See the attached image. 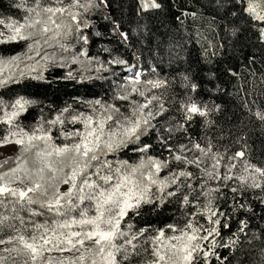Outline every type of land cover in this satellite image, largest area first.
Wrapping results in <instances>:
<instances>
[{
	"label": "snow or ice",
	"instance_id": "obj_1",
	"mask_svg": "<svg viewBox=\"0 0 264 264\" xmlns=\"http://www.w3.org/2000/svg\"><path fill=\"white\" fill-rule=\"evenodd\" d=\"M138 3L139 12L162 7L157 0ZM240 5L250 18L264 22V0H238L232 7ZM14 6L23 8L25 15L19 20L0 18V46L24 44L25 50L9 57L0 56V88L28 78L43 80L48 62L54 60L46 50H66L64 41L73 35L74 28L77 39L87 43L88 37L80 28L81 24L84 28L89 25L80 17L95 5L94 0L83 4L80 0H17ZM65 17L69 22H65ZM118 29L116 25L114 31ZM258 30L264 38V27ZM118 34L127 42L128 32ZM80 55L87 57V50ZM73 62L82 63L78 57H73ZM95 62L98 72L106 70L103 62ZM110 63L125 66L129 73L124 84L116 86L118 91L113 97L127 102L124 111V105L117 107L115 103L95 99L83 102L90 111L78 112L68 105L52 119L41 117L36 127L26 131L17 120L35 101L24 96L12 101L0 98V125L6 126L0 146H19L14 158L0 161V237L10 233L7 238H0V245H10L0 248V264H123L131 255L149 251L152 258L145 264H212L213 258L224 264L227 257L221 259L217 247H234L247 222L240 221L241 227L233 234L235 239L229 237L217 244L215 237L220 236L221 229L230 228V217L217 204L224 197L222 188H229L228 182L235 180L239 187L229 188L233 198L245 189L264 192V167L252 164L245 151L240 150L227 159L221 174V161L227 149L224 153L219 149L213 151L215 146L210 140L206 146L193 141L191 148L181 144L174 150L161 138L160 143L169 155L163 159L149 155L153 145L142 137L155 128L152 121L168 111L163 94L157 95L153 90L166 89L169 81L142 79L145 73L139 64L132 65L123 59ZM68 77L74 78L71 73ZM186 87L195 90L197 85L191 83ZM134 94L143 97V103L133 99ZM181 105L186 122L218 110V106L210 110L191 97ZM254 115L264 122V112L256 111ZM66 123L82 127L65 130ZM53 129L62 143L55 142ZM165 131L170 139L173 129ZM124 150L139 154V161L119 159ZM185 152L194 154L189 158ZM109 154H116L117 159H108ZM10 161L15 166L5 170ZM172 164L177 168H171ZM189 165L199 171H189ZM165 169L167 174L161 177ZM195 181L199 184L193 187ZM62 185L66 186L63 191ZM174 200L185 209L195 208L182 227L167 224L155 228L148 222L137 228L131 222L143 214L146 206L155 211ZM197 216L204 217L207 226L200 224ZM118 240L122 243L118 244ZM66 252L70 255L65 256Z\"/></svg>",
	"mask_w": 264,
	"mask_h": 264
},
{
	"label": "trees",
	"instance_id": "obj_2",
	"mask_svg": "<svg viewBox=\"0 0 264 264\" xmlns=\"http://www.w3.org/2000/svg\"><path fill=\"white\" fill-rule=\"evenodd\" d=\"M16 2L0 0V18L21 19L25 12L23 8L14 6ZM157 2L162 4L160 9L139 12L138 0H106V3L94 0L95 6L80 17L89 25L84 28L81 24L80 28V32L88 37L87 43L77 39L74 28L73 35L64 41L69 45H66V50L59 47L46 50L54 60L48 62L47 69L42 73L43 80L28 78L19 84H9L0 88V98L12 101L17 96H24L35 101L17 120L26 131H31L41 117L52 119L68 105L78 112H85L90 111L83 103L86 101L101 99L121 103L113 99L115 80L120 79L117 72L119 65L98 72L95 60L110 64L119 58L132 65L137 60L139 68L145 73L144 79L169 81L166 89L153 90L157 95L163 94L164 107L168 111L156 117L152 121L155 128L149 129L147 137H142L153 145L149 155L161 159L169 155L160 143L161 138L167 140L174 150L181 144L191 148L193 141L206 146L210 140L215 146L213 151L219 149L224 153L227 149L225 156H230L243 150L252 164L264 167V122L254 115L256 111L264 112V38L258 30L264 27V22L243 13L242 5L232 7L234 3L238 4V0ZM187 13H195V16ZM65 22H69L67 17ZM116 25H119L118 31H114ZM119 32L129 33L127 42L122 40ZM82 47L87 50V57L80 55ZM24 50V44L3 45L0 46V56L9 57ZM44 54L42 51L41 56ZM73 57H78L82 63L73 62ZM68 73L74 78H69ZM185 77L188 79L185 80ZM191 83L197 85L195 90L186 87ZM141 87L144 88V85ZM189 97L202 106L207 105L210 110L218 106V110L210 111L207 117L194 116L186 122L181 102L188 103ZM179 125L183 128H178ZM71 127L66 123L65 130H72ZM168 128L173 129L170 139L165 131ZM5 129L6 126L0 125V136L5 134ZM53 137L56 143L63 142L56 129H53ZM17 154L18 151L5 158H14ZM112 158L117 159V155L109 154L108 159ZM118 158L135 163L140 155L124 150ZM14 166L10 161L5 170ZM170 167L175 169L177 165ZM187 167L193 173L199 171L195 166ZM167 171H162L161 177ZM198 184L199 181L193 182V187ZM228 184L229 188L236 187ZM229 188H222L224 197L217 204L230 217V228L221 229L220 236L215 237L217 244L229 237L235 239L233 234L241 227L240 221H246L247 227L239 233L234 247H217L216 252L221 259L227 257L224 264H262L264 192L245 189L233 198ZM194 211V207L185 209L174 200L155 211L146 206L143 214L131 222L137 228L144 227L148 222L155 228H163L167 224L182 227L186 216ZM196 219L207 226L204 217L197 216ZM8 235L10 233L5 232L0 238H7ZM117 258L121 260L122 256ZM151 258L149 251L139 256L131 255L123 264H145ZM212 264H220V261L213 258Z\"/></svg>",
	"mask_w": 264,
	"mask_h": 264
},
{
	"label": "rangeland",
	"instance_id": "obj_3",
	"mask_svg": "<svg viewBox=\"0 0 264 264\" xmlns=\"http://www.w3.org/2000/svg\"><path fill=\"white\" fill-rule=\"evenodd\" d=\"M83 1L84 0H80V2L81 3H83ZM31 2V0H29V3ZM66 45H68V44H66ZM69 46V45H68ZM84 50V48L82 47V50L80 51V53L82 52ZM104 64V69H112L113 67H115V64H113V63H110V64H108V63H103ZM137 64V60H135V64L134 65H136ZM97 67H98V65H97ZM117 72H118V74H119V77H120V79L118 78V79H116L115 80V87H114V89H113V92H114V95L117 93V85H123L124 84V82H125V78L129 75V73H128V70H127V68L126 67H122L121 65H119V68H117ZM145 77H142V79H144ZM141 90H143V88L141 87ZM133 99H135V100H137V101H139V102H141V103H143V97H140V98H138L137 97V95H133V97H132ZM107 103H115L116 104V106L117 107H120L121 105H124V107H121V111H124L125 110V108L127 107V102H121V103H117V102H111V101H108L107 100ZM79 112H83V111H79ZM85 112H87V111H85ZM38 125V124H37ZM36 125V126H37ZM72 125V124H71ZM35 126V127H36ZM79 127H82L81 125H79V124H76V125H72V127H71V129L72 130H74V129H76V128H79ZM18 148H19V146H17V145H15V144H11V145H7V146H0V160L1 159H3V158H5V157H7V156H9V155H11V154H14V153H16L17 151H18ZM185 154H187V156L189 157V158H192V156H193V152H185ZM199 153H195V155H198ZM230 156H232V155H230ZM230 156H224V160H222L221 161V168H220V172H221V174H223V172H224V167H223V165H224V163L227 161V159L230 157ZM112 160H113V158H112ZM235 171V170H234ZM229 183L231 184V185H234V186H236V187H239V183H238V181H235V180H232V181H229ZM66 189V186H61V190L63 191V190H65ZM200 199H202V205L204 204V197H202L201 196V198ZM199 223H202L203 224V222L202 221H199ZM117 243L119 244V243H122V241H120V240H118L117 241ZM10 245H0V248H3V247H9ZM53 254H56V253H53ZM64 255L65 256H67V255H70V253H64Z\"/></svg>",
	"mask_w": 264,
	"mask_h": 264
}]
</instances>
